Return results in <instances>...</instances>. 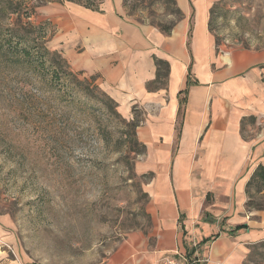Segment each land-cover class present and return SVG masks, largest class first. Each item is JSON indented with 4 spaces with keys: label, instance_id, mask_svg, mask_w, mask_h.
I'll use <instances>...</instances> for the list:
<instances>
[{
    "label": "crops",
    "instance_id": "obj_1",
    "mask_svg": "<svg viewBox=\"0 0 264 264\" xmlns=\"http://www.w3.org/2000/svg\"><path fill=\"white\" fill-rule=\"evenodd\" d=\"M99 1L96 9L50 2L33 20L51 28L48 44L73 72L94 78L129 118L141 115L146 151L135 169L151 176L152 227L129 234L101 264H155L176 253L195 264H244L264 242V210L247 207L248 183L264 168V50H222L206 0H190L193 15L169 34L126 19L125 0ZM156 61L166 63L160 78Z\"/></svg>",
    "mask_w": 264,
    "mask_h": 264
},
{
    "label": "rangeland",
    "instance_id": "obj_2",
    "mask_svg": "<svg viewBox=\"0 0 264 264\" xmlns=\"http://www.w3.org/2000/svg\"><path fill=\"white\" fill-rule=\"evenodd\" d=\"M55 1L0 0V264H101L129 234L152 227L151 176L135 169L146 151L136 135L141 115L126 116L50 48L51 28L33 15ZM206 3L222 50H264V0ZM193 4L125 0L124 10L139 26L167 31ZM258 189L251 212L264 208ZM244 264H264V242Z\"/></svg>",
    "mask_w": 264,
    "mask_h": 264
},
{
    "label": "trees",
    "instance_id": "obj_3",
    "mask_svg": "<svg viewBox=\"0 0 264 264\" xmlns=\"http://www.w3.org/2000/svg\"><path fill=\"white\" fill-rule=\"evenodd\" d=\"M57 1H59V2H73V3L83 4L87 8H92V9L98 8V5L100 3L99 0H57ZM172 1H174V0H172ZM163 32L165 34H169L171 32V29H168L167 31L165 30ZM156 64L158 66V71H159L158 76L160 78V76L162 75V73H161L162 67H165V70H166V63H164L162 61H156ZM243 128H244V124H243ZM252 186L259 187L258 192H262L264 190V168L262 166H260L255 171V173L253 174V176L251 177V179L248 183L247 188H248L249 193H250ZM251 205H252V203H250V202L247 203V207H251ZM257 209L263 210L264 208L258 207Z\"/></svg>",
    "mask_w": 264,
    "mask_h": 264
},
{
    "label": "built area",
    "instance_id": "obj_4",
    "mask_svg": "<svg viewBox=\"0 0 264 264\" xmlns=\"http://www.w3.org/2000/svg\"><path fill=\"white\" fill-rule=\"evenodd\" d=\"M264 125V117L260 119V124ZM196 262H193L191 260H188L185 255L176 253L175 256H167L163 259L157 261L155 264H195Z\"/></svg>",
    "mask_w": 264,
    "mask_h": 264
}]
</instances>
